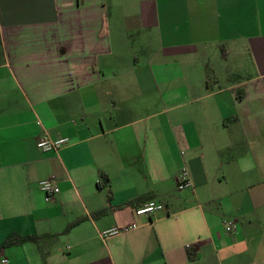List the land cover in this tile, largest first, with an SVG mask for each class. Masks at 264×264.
<instances>
[{
  "label": "crops",
  "instance_id": "obj_1",
  "mask_svg": "<svg viewBox=\"0 0 264 264\" xmlns=\"http://www.w3.org/2000/svg\"><path fill=\"white\" fill-rule=\"evenodd\" d=\"M0 264H264V0H0Z\"/></svg>",
  "mask_w": 264,
  "mask_h": 264
},
{
  "label": "built area",
  "instance_id": "obj_2",
  "mask_svg": "<svg viewBox=\"0 0 264 264\" xmlns=\"http://www.w3.org/2000/svg\"><path fill=\"white\" fill-rule=\"evenodd\" d=\"M68 143H69L68 137H59V138L52 139L47 134H43L39 136V138L37 139L36 146L38 149L43 150V151H48V150L58 151L62 146L67 145ZM38 184H39L40 190L44 193L46 200L52 199L53 196L59 191V188L55 180L51 177L40 180ZM177 184L179 188H183L188 184L187 177L184 173L178 176ZM161 208H162V204L150 200L142 204L138 208H136L135 214L136 215L149 214ZM133 227L135 226L130 225V226L121 227V228L111 227V228H108L106 230L99 232V236L102 240H106L107 238L111 236L125 232ZM231 229H232L231 224L227 223L225 225V230L230 231ZM6 261H7L6 259H3V262H6Z\"/></svg>",
  "mask_w": 264,
  "mask_h": 264
},
{
  "label": "trees",
  "instance_id": "obj_3",
  "mask_svg": "<svg viewBox=\"0 0 264 264\" xmlns=\"http://www.w3.org/2000/svg\"><path fill=\"white\" fill-rule=\"evenodd\" d=\"M221 53L224 54V48H223V47H221ZM75 222H76V221L70 223V224L67 226L66 230H67L71 225H73ZM33 238H34V237H32V236H25V237H23V236H18V235H16V234H11V235L8 236V238H7L6 242H5V244H8V243H10V242H15V241L23 242V241H26V240H29V239H33Z\"/></svg>",
  "mask_w": 264,
  "mask_h": 264
},
{
  "label": "rangeland",
  "instance_id": "obj_4",
  "mask_svg": "<svg viewBox=\"0 0 264 264\" xmlns=\"http://www.w3.org/2000/svg\"><path fill=\"white\" fill-rule=\"evenodd\" d=\"M210 76H211V78H213V73H211V71H210ZM240 76H238V78H239ZM235 78H237V76H235ZM234 77H232V78H230V77H228V79H235ZM220 81H224V78H223V76H222V80H220Z\"/></svg>",
  "mask_w": 264,
  "mask_h": 264
}]
</instances>
